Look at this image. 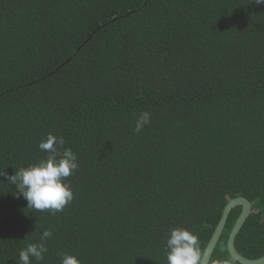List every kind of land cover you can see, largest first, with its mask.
I'll list each match as a JSON object with an SVG mask.
<instances>
[{"label": "trees", "instance_id": "trees-1", "mask_svg": "<svg viewBox=\"0 0 264 264\" xmlns=\"http://www.w3.org/2000/svg\"><path fill=\"white\" fill-rule=\"evenodd\" d=\"M151 113L139 133L135 120ZM62 136L73 200L37 211L0 176V262L167 264L173 228L203 253L224 206L252 211L236 251L264 255V5L254 0H0V173L47 158ZM59 158V157H58ZM13 193V194H12ZM209 264H239L226 243Z\"/></svg>", "mask_w": 264, "mask_h": 264}, {"label": "clouds", "instance_id": "clouds-1", "mask_svg": "<svg viewBox=\"0 0 264 264\" xmlns=\"http://www.w3.org/2000/svg\"><path fill=\"white\" fill-rule=\"evenodd\" d=\"M257 5H264V0H254ZM151 122V113L144 111L135 120L134 132L139 133ZM65 144L62 136L49 134L38 144V148L48 153L47 158L28 167H21L12 175L6 172L7 183L15 187L16 198L22 197L27 201V207L37 211L50 210L60 212L73 200V192L67 177L78 168L76 154L68 148L62 153L59 147ZM59 157V158H58ZM13 194V193H12ZM52 237V231L45 229L40 235V243L28 244L19 251V264H32V259L42 261L47 252L44 243ZM167 264H202V252L198 236L184 228H173L166 238ZM5 264V261L0 262ZM60 264H81L72 254L64 253Z\"/></svg>", "mask_w": 264, "mask_h": 264}, {"label": "water", "instance_id": "water-1", "mask_svg": "<svg viewBox=\"0 0 264 264\" xmlns=\"http://www.w3.org/2000/svg\"><path fill=\"white\" fill-rule=\"evenodd\" d=\"M241 207L239 216L237 217L227 239L226 248L229 256L239 264H264V255L257 259H249L240 255L235 248V238L242 229L244 223L248 219L252 211L251 203L243 197L231 199L223 208L222 216L217 223L203 253L202 264H209L212 254L220 240L227 219L234 208Z\"/></svg>", "mask_w": 264, "mask_h": 264}]
</instances>
